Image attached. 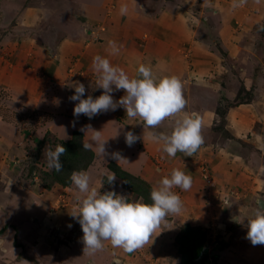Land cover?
<instances>
[{"label":"rangeland","instance_id":"374dc122","mask_svg":"<svg viewBox=\"0 0 264 264\" xmlns=\"http://www.w3.org/2000/svg\"><path fill=\"white\" fill-rule=\"evenodd\" d=\"M32 1L0 0V46L2 48V52L0 49V61L6 58V50L4 51V49L8 43L4 40L13 42L20 37L33 33L29 28L20 26V19L16 21L17 11H15L16 8L26 6L27 3L33 5L35 2ZM37 1L40 2V0ZM62 1L67 2V7L62 6L64 4L59 7L61 12L66 11L65 22L62 21L65 26H68L69 22L73 20L72 16L76 14L74 12L80 10L81 3L79 1H84L86 4L91 3L92 5H100L99 3L102 2V0ZM113 1H106L103 4L104 6L102 5L98 9L101 11H98L97 15H111L113 3L116 4ZM184 1L180 3L181 6L189 9V13L190 8H192L191 13L195 15L198 13L199 16L201 6L196 9L191 5L192 3L188 4ZM199 2L201 4L203 1L199 0ZM173 5L174 2L170 7L172 8ZM96 9L92 10L94 15H96ZM152 11L154 10L152 9ZM96 17H92V20L95 21ZM219 19L220 17L212 15L211 10H209L200 19L191 20L194 25L198 23L195 36L198 37V41L202 42L200 44L202 47L201 49L198 48L196 54H192V49V53L190 52L188 55L185 53L181 56L185 60L186 72H190V75H193V71H198L201 74L210 72V76L212 72L215 74V77L211 76L209 80L217 82L218 95L207 102L213 109V120L210 123V129H215V131L208 136L210 140L208 143L217 142L222 144L227 141L228 147V142L231 141L236 143L235 147L238 150L240 149L239 155H242L241 157H247L250 153L256 158L259 155L264 160V13L259 15L256 7H254L249 10L247 16L239 17L238 14L235 15L229 20L231 22L230 30H232L229 36L225 34L230 33L228 29L221 30ZM238 25L240 27H237ZM245 25H247V28ZM60 28L61 26H58L57 29L60 30ZM63 28L64 31H72V29L69 30L66 27H62V31ZM38 42L40 43L39 40L36 41V43ZM30 43L32 44V41ZM205 76L201 75L203 79L209 78ZM188 78L185 77L187 86H196L195 77ZM69 81L70 77L66 74L64 84L53 79L41 82L40 86L35 85V83L28 84L24 88L25 93L31 94L38 88L36 96L40 95V100L37 98L29 100V97L26 96H22V100H19L16 93L13 94L12 98L6 89L8 85L0 83V140L3 141L4 136L6 137L9 131L13 130L12 132L16 135L15 142L18 141L14 148L10 146L9 149H2L0 146V162L2 159L6 160L15 169L13 171L9 167L8 171L6 166L4 168L0 167V264H34L36 257L37 261H40L39 264H183V253L179 244L175 241V237L183 224H180L178 220L174 221V216L169 217L172 218L171 222L167 221L166 224L162 225L163 229L152 239V242L150 240L149 244L140 249L125 252L122 248L113 247L109 241H105V247L102 250L94 254H88L83 251L81 226L77 220L73 221L70 214L74 207L71 210L68 208L69 204L67 206L64 204L67 202V197L70 198L71 203L75 204L73 192L75 188H70L71 184L62 186L55 183L50 188H44V190L48 192L55 186H57V190H51V193H48V195L44 193L43 196L32 189V183H38L36 185L37 189L43 188L39 176L44 170L51 171L47 166L44 152L49 146L55 148V136L66 140L70 138L73 130L81 131L77 126H82L81 116L84 120L90 121L92 119L84 115H80L78 118L74 117L73 107L75 102H70L69 97L64 96L68 91L70 92V85H66ZM183 93L185 96L184 91ZM238 99L244 101L239 103L237 102ZM10 101L14 103H11V106L9 105ZM70 103H72V106ZM244 111L253 121L247 126L244 125V129L246 130L247 127L249 131L241 139L230 132L227 124L230 120H233V122L230 121L231 126L234 128L235 125H238L235 121L239 118L238 115L244 113ZM11 112L16 114L15 119L12 120L14 126L9 122ZM95 119L90 121V125L86 128L91 132V135H93V130H100L102 137L109 139V142L107 140L105 145L106 148L109 146L114 149V142H125L122 138V132H127L125 126L118 125L117 122L113 123L114 120H111L107 113L102 114L100 121H95ZM4 121L10 124L7 122V124H2ZM169 121L166 120L167 125ZM68 123L75 126L72 127L73 130L70 133L68 130L70 125L66 127ZM253 135H257L259 141L261 140L258 141L259 148L254 147L256 144L246 141V139L251 140L250 137ZM240 144L245 145V148L239 147ZM96 159V164H94L98 167L102 165L100 169L104 168L106 161L102 159L107 160V158L98 155ZM158 162L160 161L158 160ZM231 165L234 166H231L232 170H235L238 163H232ZM202 167L207 170L205 171V168ZM210 167V164L203 162L200 174L207 186L210 187L205 186L206 194L209 197V206L207 207H209L210 213L215 214L216 212L217 221L221 220L220 229L216 225L206 227L196 222L191 223L196 219L192 212H190L191 218L189 217L191 226L198 225L207 230L205 238L208 240L205 241V248L208 252V260L206 264H257L256 249L244 248L240 239L242 228H245L243 225L247 222L244 218L251 209L256 207L255 197L259 194L254 195L249 200L248 197L241 195L240 189L237 187L230 186L229 190L224 189L223 185L219 187V182L216 183L212 180L213 174ZM111 174L113 173L108 170L107 173L105 171L100 172L99 176H96L100 181L99 185L102 183L99 189L101 192L113 190L118 194L128 196L130 200L140 197L125 189L121 180L116 176L115 180L109 184L107 177ZM203 175L211 178L213 184L208 183ZM262 177L264 178V176ZM58 186L62 189L69 187L67 190L71 191V194L66 196V193H63ZM224 186L229 187V184ZM61 192L65 198L59 197L60 194L58 193ZM212 192L215 197H211ZM27 202L29 206H27ZM210 213L209 217H211ZM241 220H243V223L240 222ZM72 222H74L73 225ZM174 226H177V229ZM213 239L222 244L221 249L213 247ZM245 249L253 252V256L243 252Z\"/></svg>","mask_w":264,"mask_h":264},{"label":"crops","instance_id":"0c3cea01","mask_svg":"<svg viewBox=\"0 0 264 264\" xmlns=\"http://www.w3.org/2000/svg\"><path fill=\"white\" fill-rule=\"evenodd\" d=\"M106 1L108 0H102V2L99 3L100 5H92L91 3L86 4L84 1H79L81 3V8L74 12L76 14L72 16L73 20L69 22L68 26H65L64 23L66 11L61 12V9H59L61 4L67 7V2L64 3L62 0L52 2L49 0H40V2L33 0L32 2H35L33 5L27 3L26 6L16 8V21L20 19V26L29 28L33 33L25 37H20L13 42L4 40L8 45H5L4 49V51L6 50V58L0 61V83L9 86H6V89L9 91L12 98L13 94L16 93L19 96V100H22V96L29 97V100H35V98L40 100V95L36 96L38 88L31 94H26L24 88L30 83H35V85L40 86L41 82L50 79L56 82L60 81V83L64 84V78L67 74L70 77V81L67 82L66 85L69 84L71 89L70 92L68 91L64 96L70 97L74 92V88L71 86L79 82L85 85L87 94L95 98L102 92V89L96 87L95 81L97 80V76L92 69V59L96 55L106 56L114 66L123 68L130 76L135 75L140 62H151L153 71L159 74H175L180 76L184 85L183 91L185 92L187 101L185 111L198 112L203 118L202 136L204 142L196 154L192 157H188L183 156L182 153H177L175 157H168L167 154L161 150L159 144L148 139L146 133L148 131H169L171 120L168 122V125L165 121L158 129H143V126L137 123L138 120L128 119L125 116L124 109L122 107H117L116 110H110L96 115V119L92 118L90 121L93 119H95V121H100L102 114L107 113L109 118L114 120L113 123L117 122L118 125L125 126L127 131H132L141 138L137 139L136 146L134 144L128 146L126 142L118 141L113 143L115 146L114 149L107 146L106 150L109 153L118 152L124 159L116 161L110 156H105L107 160L102 159L106 161L104 164L105 167L102 169H100L102 165L99 167L95 165L98 154L93 150L94 159L92 162L87 163L83 171L88 172L91 176V185L98 187L100 181L96 176H99L100 172L102 173L105 171L107 173V162L109 160H114L123 169L142 177L154 187L161 178L169 175L173 168H180L192 177V186L188 191L176 189V191L180 193L183 201V211L178 216H174L173 220L180 221V224L189 223V217L191 218L190 212H192L196 219L191 223L196 222L206 227H213L216 225V227L220 229L219 225L221 220L217 221L216 212L215 214L210 213V209L207 207L209 206V197L206 194L205 186H208L200 174L201 164L203 162L210 164L213 174L212 180L216 183L219 182V187L221 185H223L224 189L233 186L237 187L240 189L241 195L248 197L249 200L253 198L254 195L259 194L260 196L258 195L255 197L257 202L261 197V199L264 200V178L262 177L264 176V160L261 159V156L257 155L256 158L250 155V153L247 157H241L242 155H239L240 149L238 150L235 147L236 143L231 141L228 142V147L227 141L222 144L217 142L213 144L208 143L210 141L208 136L215 131V129H210V123L213 120V109L210 104L207 103L211 98L218 95L217 82L215 80H209L211 76L215 77V74L212 72L210 76L208 70L209 73L207 74L193 71V75H190V72H186L185 60L183 59L184 57L182 58L181 56L185 53H187V55L190 52L192 53V49V54H196L198 48L201 49L202 47L200 46L202 42L198 41V37L195 36L198 23L194 25V22L192 24L191 20H198L200 17H203L204 13L211 10L212 15L220 17L219 23L221 30L224 31L226 28L230 31L229 34L228 32L225 33L229 36L232 32V30H230L231 22H229V20L237 14L239 17L247 16L249 10H252L254 7H256L259 15L263 14L264 0H246V3L242 6L239 0H202L203 2H201V4L199 0H110L116 3L115 5L113 3L112 14L97 15L98 11H101L98 9H100ZM183 1L188 4L192 3L191 5L196 9L201 6L199 16L198 13L197 15L191 13L192 8H190V13L189 9L183 8L180 4ZM172 2H174V5L171 8L170 5ZM122 5H126L128 9L125 15L120 14ZM93 9H96V15L93 14ZM152 9L154 11H152ZM94 16H97L95 19L96 22L92 20ZM58 26H61L60 30L57 29ZM62 27L69 28V30L72 29V31H64V28L62 31ZM237 27L240 26L238 25ZM245 27L247 28V25H245ZM58 30L59 33L57 32ZM37 40H39L40 43H36ZM31 41L32 44L30 43ZM109 41H115L119 49L118 54H111ZM26 42L27 44H25ZM0 49L2 52L1 46ZM41 64L42 67L40 68ZM201 75H206L205 77L208 76L209 78L203 79ZM191 76L195 77L197 81L194 87L187 86L185 83V77L191 79ZM123 95V90L114 91L113 99L118 100ZM11 103L14 104L10 101V106ZM72 103H70L71 106ZM11 113L13 115H9V122L14 126L12 120L16 114L13 112ZM82 117L83 116H81L82 126H77H79V129L83 132V138L87 143L92 136L91 132L86 128L90 125V121L84 120ZM238 117L239 118L235 121L238 125H235L233 128L230 124L233 120H230L231 122L229 121L227 127L230 128L231 133L242 139L249 131L247 127L246 130L244 129V125L247 126L249 123H252L253 120L250 119V116H248L245 111L238 115ZM6 122L7 121H4L2 124H7L8 122ZM239 123L241 124L239 125ZM68 125L70 124H66V127ZM72 127L75 126H69V133L73 130ZM12 131L13 130H10L6 137L4 136L3 141L0 140L2 149H9L10 146L13 148L16 147L15 145L18 141L15 142L16 135ZM119 131L122 132L120 129ZM122 133V138L125 140V132ZM256 134L258 135L259 133ZM257 135L250 137L251 140L246 139V141L256 144L254 146L255 148L260 147L258 145L259 138H257ZM107 140L109 142V139ZM239 147L245 148V145L240 144ZM158 160L160 162H158ZM232 163H238V165L235 166V170H232V167H234L231 165ZM8 165L6 160H1L0 167L4 168L6 166L7 170L10 169L9 167H11L13 171L15 170L12 164ZM37 184L32 183V189L34 192H37V194H40V196H43L44 193L48 195V193H51V190H57V186H55L47 192L41 187L37 189ZM225 184H229V187H225ZM71 187L75 188L72 182L70 188ZM59 188L63 193H66V196L71 194V191L67 190L69 187L63 189L61 187ZM75 190L76 189L73 191L74 193ZM62 192L58 193L60 194L59 197L65 198ZM213 192L211 197H215ZM67 198V202L64 204L66 206L69 204L68 208L70 209L75 207V204L71 203L70 198ZM27 206H29L28 202ZM209 213L211 217H209ZM171 219L172 218H168L167 221L171 222ZM75 220L76 219L73 218L74 222ZM74 222H72V225ZM246 224L247 222L243 225L245 228H242L240 241L244 245V248H251L250 250L255 248L258 256L257 264H264V245L253 246L251 244L246 236ZM175 229H177V226ZM213 240L217 241L216 239ZM62 247L64 246L62 245ZM71 250L73 251V249ZM243 252H246L249 256L253 253L246 249ZM34 262V264H39L40 261H37L36 257V261Z\"/></svg>","mask_w":264,"mask_h":264},{"label":"clouds","instance_id":"9594fccd","mask_svg":"<svg viewBox=\"0 0 264 264\" xmlns=\"http://www.w3.org/2000/svg\"><path fill=\"white\" fill-rule=\"evenodd\" d=\"M239 2L242 6L246 0ZM127 11V6L122 5L120 14L125 15ZM109 46L111 54H118L115 41H109ZM92 69L97 76L96 87L102 89V92L93 98L87 94L83 83L77 82L71 86L74 92L69 100L75 102L74 117L84 115L91 119L102 112L122 107L125 116L138 120L137 123L143 129H158L166 120H171L169 131H148V139L159 144L168 157H175L177 153L192 157L198 152L204 142L203 118L198 112L185 111L187 101L180 76L154 72L151 62H140L135 75L130 76L102 55L93 57ZM119 90H123L124 95L114 100L113 93ZM124 137L128 146L141 138L132 131L125 132ZM106 142L100 130H93L89 142L83 144V147L95 150L102 157L110 156L116 161L124 159L118 152L109 153L105 147ZM66 151L62 144H57L54 149L49 146L44 152L48 168L62 171L61 157ZM70 180L76 189L75 207L70 214L81 226L83 251L88 254L102 250L105 241L125 252H133L149 244L161 232L162 225L167 223L169 217L178 216L183 211V201L176 189L188 191L192 186L189 174L180 168H173L169 175L151 188L150 202H145L142 196L130 200L128 196L113 190L101 192L99 189L102 183L98 187L92 186L91 176L83 170L73 171ZM114 180V173L107 177L109 184ZM262 202L264 200H258L256 207L244 218L247 220L246 236L253 246L264 245ZM243 220L240 222L243 223Z\"/></svg>","mask_w":264,"mask_h":264},{"label":"trees","instance_id":"16d2710c","mask_svg":"<svg viewBox=\"0 0 264 264\" xmlns=\"http://www.w3.org/2000/svg\"><path fill=\"white\" fill-rule=\"evenodd\" d=\"M244 100L238 99L237 102ZM48 133V132H47ZM86 142L83 140V133L79 130H73L70 138L63 140L54 138V144H62L66 148V153L61 157L63 169L60 172L51 169V171H42L40 183L43 188H50L53 184L58 183L62 186L71 184L70 176L73 171H81L87 163L94 159V151L87 150L83 147ZM106 167L115 174L122 182V186L142 196L145 202H150L149 194L152 186L138 175H134L123 169L114 160L107 162ZM105 179V178H104ZM206 229L200 226H191L189 223H184L180 231L175 237V241L179 244L180 250L183 253V264H206L208 260V252L205 248ZM213 247L218 249L222 247L218 241L213 242ZM215 257V256H214Z\"/></svg>","mask_w":264,"mask_h":264},{"label":"built area","instance_id":"2783aa9c","mask_svg":"<svg viewBox=\"0 0 264 264\" xmlns=\"http://www.w3.org/2000/svg\"><path fill=\"white\" fill-rule=\"evenodd\" d=\"M202 168H205V167H202ZM207 169L205 168V171H206ZM204 177H205V179H206V181L208 182V183H211V185L213 184L212 183V181H211V178H209L207 175H203ZM211 181V182H210Z\"/></svg>","mask_w":264,"mask_h":264},{"label":"water","instance_id":"95a60500","mask_svg":"<svg viewBox=\"0 0 264 264\" xmlns=\"http://www.w3.org/2000/svg\"><path fill=\"white\" fill-rule=\"evenodd\" d=\"M261 200V199H260ZM263 203V202H262Z\"/></svg>","mask_w":264,"mask_h":264}]
</instances>
